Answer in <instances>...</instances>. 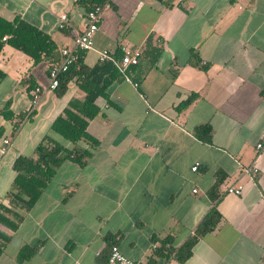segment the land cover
<instances>
[{
  "label": "crops",
  "instance_id": "crops-1",
  "mask_svg": "<svg viewBox=\"0 0 264 264\" xmlns=\"http://www.w3.org/2000/svg\"><path fill=\"white\" fill-rule=\"evenodd\" d=\"M108 2L95 50L81 52L74 70L97 65L96 50L119 59L121 45L138 49L139 62L96 99L87 131L98 143L79 142L90 150L87 162L64 161L14 230L0 222L9 235L0 264H98L109 253L107 235L140 264H264V145L255 149L264 134V0ZM62 14L65 29L58 28ZM0 15L20 16L59 50L72 47L87 22L76 0H0ZM48 65L3 45L0 108L10 99L16 115L28 111L27 87H47ZM76 78L61 94L45 90L16 130L17 118L0 117V144L10 140L0 150V204L9 205L17 156H32L45 135L72 147L51 123L71 99H83ZM202 124L210 127L208 142L194 133ZM250 164L258 167L253 180L240 166ZM234 183L242 192L225 194ZM212 209L218 223L179 261L176 252ZM24 247L33 252L20 260Z\"/></svg>",
  "mask_w": 264,
  "mask_h": 264
},
{
  "label": "trees",
  "instance_id": "trees-1",
  "mask_svg": "<svg viewBox=\"0 0 264 264\" xmlns=\"http://www.w3.org/2000/svg\"><path fill=\"white\" fill-rule=\"evenodd\" d=\"M105 1L107 0H76V3L82 6L87 13ZM4 36H6L5 40L2 39ZM5 44L28 55L34 64L48 61L49 67L60 59V50L51 36L18 15L12 20L0 15V50ZM79 61L80 57L62 74L55 90L57 94H61L68 80L76 75V81L84 92V97L81 100L71 99L51 123V130L71 142L72 147H66L49 135H45L36 145L32 156L19 155L16 157L12 165L15 174L11 188L7 193L9 205L0 204V222L8 225L12 230L16 228L17 222L22 218V212L32 208L48 182L55 175L57 168L64 161L70 160L79 166H83L87 162L90 150L82 148L79 142L86 141L92 146L98 143L97 139L88 133L87 125L89 120L99 112L96 99L99 96H107L106 88L118 76L119 71L112 63L104 61L91 68L81 66V70L76 72L74 69ZM4 76L5 73L0 70V80ZM36 86L30 84L27 87L30 97V91ZM193 98L195 95L182 102L181 106H185ZM10 105L11 102L8 99L0 108V117L6 120L17 118L14 130L18 128L22 120L30 118L35 113V109H33L16 115ZM194 133L205 142L210 140V127L207 124L197 126ZM218 220L219 214L213 209L203 217L195 229L194 237H190L176 252L179 261L190 255L195 238L212 230ZM105 238L110 249L115 242L111 240V235H107ZM8 239L9 235L0 231V254ZM32 252V248L24 247L19 259H23Z\"/></svg>",
  "mask_w": 264,
  "mask_h": 264
},
{
  "label": "built area",
  "instance_id": "built-area-1",
  "mask_svg": "<svg viewBox=\"0 0 264 264\" xmlns=\"http://www.w3.org/2000/svg\"><path fill=\"white\" fill-rule=\"evenodd\" d=\"M109 7L108 0L100 5H96L93 9L86 13V25L84 28L75 34L73 38V46L72 47H62L60 48V59L53 63L48 67V78L49 83L46 88L36 86L31 91L30 97V107L29 111L35 109L41 100L42 94L45 90H55L59 84L60 77L63 73H65L68 68L74 64L78 58L80 57V53L86 50H95L94 48V35L98 30V22L100 20L101 12L104 8ZM68 25L67 16L65 14L60 15L58 28L65 29ZM6 39V36L2 38ZM121 56L119 59H115L113 57L112 52L109 49L96 50L98 59L100 62L110 61L117 68V70L124 74L125 70L130 65H137L140 58V51L138 49H132L127 45H121L120 47ZM127 78V77H126ZM128 79V78H127ZM10 144V140L5 138L2 140L0 144V150L4 152L8 145ZM264 145V134L262 135L261 140L256 144L255 149L256 153H258ZM241 171L243 174L247 175L251 180L254 179V175L258 173V167L254 164L250 165H240ZM192 171H196L198 169V163H195L191 167ZM243 186L239 183H234L228 185L224 193L225 194H234L239 195L242 192ZM193 192H196V189H193ZM156 245L154 244L153 247ZM98 264H140L137 261H134L128 257H126L118 248L116 244H113L110 249L108 256L100 261Z\"/></svg>",
  "mask_w": 264,
  "mask_h": 264
}]
</instances>
